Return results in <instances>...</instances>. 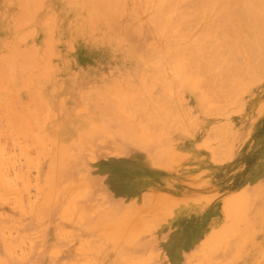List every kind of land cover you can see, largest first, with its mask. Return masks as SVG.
Listing matches in <instances>:
<instances>
[{
    "label": "rangeland",
    "instance_id": "obj_1",
    "mask_svg": "<svg viewBox=\"0 0 264 264\" xmlns=\"http://www.w3.org/2000/svg\"><path fill=\"white\" fill-rule=\"evenodd\" d=\"M141 1L121 0L111 24L85 0H0V264L261 262L264 58L240 46L214 69L229 40L218 11ZM167 41L198 75L147 64Z\"/></svg>",
    "mask_w": 264,
    "mask_h": 264
},
{
    "label": "bare ground",
    "instance_id": "obj_2",
    "mask_svg": "<svg viewBox=\"0 0 264 264\" xmlns=\"http://www.w3.org/2000/svg\"><path fill=\"white\" fill-rule=\"evenodd\" d=\"M17 1V0H16ZM24 1H26V0H24ZM34 1V0H33ZM136 1H138V0H136ZM169 1H171V0H169ZM168 0H159L158 2H157V5L156 6H159V7H165L166 5H168L167 6V8L165 7V10L163 11V12H166V9L168 10V12H167V15H169L171 12H169L170 10L171 11H174V9L172 10V3H170ZM131 2V1H130ZM142 2H144V3H148V1H144V0H142L140 3H142ZM169 2V4H167ZM194 2V1H193ZM18 3H19V1H18ZM25 3V2H24ZM85 3H86V5H87V7H88V9H89V12H90V15H92V20L94 21V22H98V21H100V20H103V22H107V23H111V24H113L114 22L115 23H117L118 21H119V15H120V13H121V8H122V4H121V0H85ZM122 3H124L123 1H122ZM140 3H139V5H140ZM146 3V4H147ZM129 4V3H128ZM170 4H172V5H170ZM203 4H205L206 5V7H207V10H203L205 13L207 12L209 15H211V13H217V11L222 15V16H219L218 17V20H219V18H220V22H219V26L221 27V26H223L224 25V27L223 28H221L222 30H223V32L222 33H219L220 35L219 36H221V37H225L226 38V36H225V34L227 35V37H228V41H226L225 39V41L227 42V44L224 46V48L226 47V52H225V54H223V56H221V57H216V59H215V57H214V59H215V61L213 62V66H215V68L214 69H216V66H220V65H222L223 63H224V59L226 60V58L228 59V61H230L229 59H235V56L237 55V53H238V51L240 50V46L246 51V53H247V55L248 54H250V56H252L253 58H256V60L258 59V61H259V59L261 58V57H263L264 58V56L263 55H256V53H258V52H260V49L262 48V45L264 44V0H203ZM30 5V4H29ZM81 5V4H80ZM135 5V4H134ZM171 7H170V6ZM194 5V4H193ZM20 6H21V4H20ZM142 6V5H141ZM199 6H200V4H199ZM23 7V6H22ZM29 7V6H28ZM33 7V6H32ZM35 7V6H34ZM43 6H41L40 8H42ZM143 7V6H142ZM145 7V6H144ZM144 7H143V9H144ZM158 7V8H159ZM170 8V10H169V8ZM195 7V6H194ZM201 7V6H200ZM146 8H147V5H146ZM157 8V9H158ZM174 8H175V6H174ZM201 8H204L205 9V7H201ZM31 9H35V8H31ZM198 9V8H197ZM28 10V9H27ZM40 10V9H39ZM36 11H38L37 9H36ZM135 11V10H134ZM133 11V12H134ZM138 11V10H137ZM145 11V10H144ZM183 11V10H182ZM199 12L201 11V10H198ZM159 12V14H161V11H158ZM163 12H162V14H163ZM203 12V13H204ZM35 13V12H34ZM37 13V12H36ZM137 13V12H136ZM169 13V14H168ZM173 14H174V12H172ZM178 13V12H177ZM201 14H202V11L200 12ZM142 14V13H141ZM154 14H156V13H154ZM162 14L161 15H158L159 17H158V20H159V23H161V21H160V19H162L161 17H162ZM179 14V13H178ZM32 15H33V13H32ZM31 15V16H32ZM180 15H181V13H180ZM184 17H185V14H182ZM182 15H181V17H182ZM198 15V14H197ZM209 15H207L208 17H209ZM216 15H218V14H215V16ZM123 16H124V14H123ZM196 16V15H195ZM215 16H213L214 17V21H215V19H217V18H215ZM172 16H167V18L169 19V21H170V25L171 26H173V27H175V24H173V23H175V22H173V21H171V20H174V21H177V20H175L174 18H172L171 20H170V18H171ZM180 17V16H179ZM193 17V16H192ZM199 17V16H198ZM197 17V18H198ZM27 18V17H26ZM28 18H33V17H30V16H28ZM156 17H154V18H152L151 20H152V22L154 23L155 21V23L156 24H158L157 23V20L155 19ZM196 18V17H195ZM155 21H154V20ZM181 19H183V18H181ZM202 19V18H201ZM201 19H200V21H201ZM120 20H121V18H120ZM128 20V19H127ZM165 21L164 22H166V19H164ZM221 20H222V22L223 23H221ZM179 21V20H178ZM192 21V20H191ZM199 21V20H198ZM199 21V22H200ZM206 21H207V18H206ZM180 22V21H179ZM192 22H194V21H192ZM197 22V21H196ZM18 23V22H17ZM46 23V22H45ZM150 23V22H149ZM215 23V22H214ZM221 23V24H220ZM55 24V23H54ZM53 24V25H54ZM103 24V23H102ZM179 24V23H178ZM183 24V23H182ZM213 23H212V20H211V25H212ZM223 24V25H222ZM17 25V24H16ZM51 25H52V23H51ZM52 25V26H53ZM195 25H197L196 23H195ZM214 25V24H213ZM46 26V25H45ZM139 26V27H138ZM138 26H136V27H138V28H134V32H136V33H139V34H141V30L143 29V26H142V29H139V28H141L140 27V24L138 25ZM159 26V25H158ZM163 26V25H162ZM180 26H181V24H180ZM192 26H194V25H192ZM209 27H210V24L208 25ZM48 27V26H47ZM172 27V29H174ZM208 27V28H209ZM219 27V28H220ZM17 28V27H16ZM159 28H160V26H159ZM166 28V27H165ZM164 28V29H165ZM169 28V27H168ZM167 28V29H168ZM176 28H177V23H176ZM182 28V27H181ZM187 28H189V27H187ZM196 28V27H195ZM215 28H216V26H215ZM45 29H46V27H45ZM136 29V30H135ZM163 29V27H161L160 28V32H161V30ZM166 29V30H167ZM177 29H179V28H177ZM177 29H176V31L175 32H177ZM183 29V28H182ZM186 29V28H185ZM194 29V28H193ZM217 29V28H216ZM215 29V30H216ZM48 30V29H47ZM53 30V29H52ZM51 30V31H52ZM169 30V29H168ZM189 30H192L191 29V27H190V29ZM196 30V29H195ZM214 30V27H211V29H210V31H209V35H207L206 33H208V32H206L205 33V31H207V30H205L204 31V33L203 34H205V35H207V37L209 36V40L208 41H213V40H217L219 37H216V35H214L213 33H212V31ZM224 30H225V34H224ZM246 30H247V32H246ZM49 32H50V30H48ZM173 31V30H172ZM183 31V30H182ZM193 31V30H192ZM133 32V33H134ZM142 32H143V30H142ZM174 31L172 32V33H174V34H176ZM179 32V31H178ZM177 32V33H178ZM189 32H191V31H188V33ZM195 32V31H194ZM216 32V31H215ZM219 32H221V31H219ZM179 33H181V32H179ZM179 33H178V35H179ZM202 33H201V35H202ZM218 33V32H217ZM216 33V34H217ZM245 33H248L247 35L245 34ZM51 34V33H50ZM138 34V35H139ZM158 33H156L155 35H157ZM163 34V33H162ZM185 34V33H184ZM243 34H244V36L245 37H243ZM137 35V34H136ZM177 35V36H178ZM200 35V36H201ZM205 35H203V36H201V37H204ZM154 36V35H153ZM176 36V35H175ZM217 36H218V34H217ZM27 36H25V38H26ZM50 37V36H49ZM52 37V36H51ZM156 37H158V36H156ZM163 37V36H162ZM182 37H183V35H182ZM181 37V38H182ZM200 37V38H201ZM24 38V39H25ZM29 38V37H28ZM159 38V37H158ZM173 38H174V36H173ZM183 38H186V36L185 37H183ZM200 38L198 39L199 41L198 42H200L201 40H200ZM217 38V39H216ZM23 39V38H22ZM23 39V40H24ZM31 39H32V37H31ZM179 39V38H178ZM197 39V38H196ZM195 38H192V41H190V43L191 42H194L193 40H196ZM206 39V38H205ZM212 39V40H211ZM220 39V38H219ZM26 40V39H25ZM24 40V41H25ZM175 40V39H174ZM177 40V39H176ZM175 40V42L177 43V41ZM181 40V39H180ZM184 40V39H183ZM190 39L188 38L187 39V41H189ZM223 40V41H224ZM44 41V40H43ZM163 41V40H162ZM171 41V40H170ZM184 41H186V39L184 40ZM186 41V42H187ZM202 41H204V38L202 39ZM221 41V40H220ZM219 41V42H220ZM168 42V41H167ZM179 42V41H178ZM185 42V43H186ZM197 42V41H196ZM196 42H195V44H196ZM210 42V43H211ZM218 42V43H219ZM225 42V43H226ZM44 43V45L45 44H47V43H45V42H43ZM184 42H182V44H183ZM210 43H208V44H210ZM224 43V42H223ZM164 44H166V42L164 43ZM163 44V45H164ZM168 44V46H165V47H168L166 50H167V52H165L166 50H164L165 48H162L161 46H160V48H162L164 51L162 52V50H161V52H160V50H156V49H152V47L151 48H149V49H151V50H149L150 51V54H148L149 53V51H148V57L146 56V61L148 62L147 64H149L150 63V65H154V66H162L163 67V63H165L164 61H167V62H171L172 63V65H174V67L173 66H171V63H168V66H169V64H170V66H171V68L173 69H175V67L178 69V70H176V71H182V68L184 67L185 69L187 68V67H189L190 68V70H193L195 73H196V75H198L197 74V71L196 70H194V66L193 67H191L192 65H194L192 62H191V60L189 61V63H191L190 65L186 62V60H185V58L187 59V57L185 56V58H184V55L183 54H185L186 52H188V51H186L185 53L183 52V51H181V50H183L182 48L180 49L179 47H181V44H180V46L178 47L175 43H172V45H171V42L169 43H167ZM166 44V45H167ZM174 44V45H173ZM177 44H179V43H177ZM48 45V44H47ZM52 45V44H51ZM186 45V44H185ZM217 45V44H216ZM219 45V44H218ZM189 46V45H188ZM191 46V45H190ZM207 46V45H206ZM211 46H213L212 44H211ZM264 46V45H263ZM45 47V46H44ZM49 47H51V46H49ZM164 47V46H163ZM217 47V46H216ZM159 48V49H160ZM193 48V47H192ZM218 48V47H217ZM189 49H190V47H189ZM202 49V48H201ZM264 49V48H263ZM212 50H214V49H212ZM193 51V50H192ZM220 51V50H219ZM262 51V50H261ZM17 52H19V50L18 51H16V53ZM32 52V51H31ZM164 52L165 53H167L168 54V58H169V60H164V58H165V54H164ZM189 52H190V50H189ZM188 52V53H189ZM162 53L165 55H162ZM187 53V54H188ZM192 53V52H191ZM219 53V52H218ZM245 53V54H246ZM18 54H21V53H18ZM51 54V53H50ZM215 54V53H214ZM220 54V53H219ZM255 56H253V55ZM264 54V53H263ZM31 55H33L32 53H31ZM52 55V54H51ZM50 55V56H51ZM186 55V54H185ZM205 55V54H204ZM218 55V54H217ZM241 55V54H240ZM33 56H36L37 57V55L36 54H34ZM33 56H31V57H33ZM164 56V57H163ZM189 56V55H188ZM191 56V55H190ZM189 56V57H190ZM200 56V55H199ZM202 56H203V54H202ZM259 56V58H257ZM261 56V57H260ZM30 57V56H29ZM145 57V56H144ZM26 58V57H25ZM28 58V57H27ZM34 58V57H33ZM167 58V59H168ZM40 59V58H39ZM201 59V58H200ZM206 59V58H205ZM24 60H26V59H24ZM149 60V61H148ZM193 60V59H192ZM195 60H197V59H195ZM202 60H204V59H202ZM256 60H254V61H256ZM261 60V59H260ZM22 62H23V60H21ZM36 61V60H35ZM48 61V60H47ZM146 61L144 60V62L146 63ZM199 62H200V60H198ZM198 61H196V62H198ZM242 61V60H241ZM249 60H247V62H248ZM254 61H251L252 63L254 62ZM198 62V63H199ZM206 61H204V63H205ZM257 62V61H256ZM255 62V63H256ZM260 62V61H259ZM26 63V62H25ZM49 63V62H48ZM195 63V62H194ZM204 63H202L203 64V66H204V68L205 67H207V68H211L212 69V64L211 63H209V61L208 62H206L205 64ZM228 63H230V62H228ZM258 63V62H257ZM27 64V63H26ZM26 64H23L22 66L24 67V65H26ZM46 64V63H45ZM166 64V63H165ZM164 64V65H165ZM207 64V66H205ZM226 64V63H225ZM259 64V63H258ZM258 64H256V65H258ZM262 64H264V62L262 63ZM167 65V64H166ZM189 65V66H188ZM195 65H197V64H195ZM201 65V64H200ZM199 65V68H201V70L203 71L204 69L201 67ZM234 65V64H233ZM259 65H261V64H259ZM26 66H28V65H26ZM168 66H166L165 67V71H167V67ZM170 66H169V71H170ZM198 66V65H197ZM196 66V67H197ZM264 66V65H263ZM48 67V66H47ZM223 67V66H222ZM231 67V65L230 66H228V70L229 69H232L233 67H235V66H232V68H230ZM261 68V70H262V66H260ZM44 68H45V65H44ZM167 68V69H166ZM183 68V69H184ZM193 68V69H192ZM198 68V69H199ZM252 68V67H251ZM250 68V69H251ZM259 68V67H258ZM257 68V70L256 71H258L259 69ZM26 69V68H25ZM33 69V68H32ZM38 69V68H37ZM48 69V68H47ZM164 69V68H163ZM223 69H225L226 70V68H222V73L225 71V70H223ZM234 69H236V67L234 68ZM234 69H233V71H231L232 73L234 72ZM42 70H43V68H42ZM49 70V69H48ZM155 70V69H154ZM157 70V69H156ZM213 70V69H212ZM237 70V69H236ZM235 70V71H236ZM243 70V69H242ZM261 70H259V71H261ZM184 71H187L188 73H189V69H187V70H183V73H185L184 74V76L186 75V73L187 72H184ZM192 71V72H193ZM199 71H200V69H199ZM206 71L207 70H205V73H206ZM209 72H210V70H208ZM230 71V70H229ZM229 71H227V72H229ZM245 70H243V72H244ZM248 71H250V70H248ZM255 71V72H256ZM159 72V71H158ZM161 72V71H160ZM160 72H159V74H160ZM163 72V71H162ZM161 72V74H164V72L162 73ZM191 72V71H190ZM194 72H193V74L190 76V78L193 80V77L195 78V74H194ZM246 72V71H245ZM251 72V71H250ZM254 72V71H253ZM183 73H181L182 75H179V76H183ZM199 73V72H198ZM202 72H200V74H201ZM208 73V72H207ZM217 73H219L218 71H217ZM220 73H221V71H220ZM219 73V74H220ZM225 73H226V71L224 72V75H223V77H225V79H228L229 78V82H230V77L228 76V78H227V73H226V75H225ZM237 73V72H236ZM236 73H234V75L236 74ZM41 73H39V75H40ZM144 74V73H143ZM160 74V75H161ZM238 74V73H237ZM236 74V75H237ZM245 74V73H244ZM188 75H190V73L188 74ZM216 75H218V74H216ZM216 75H215V77H216ZM229 75H230V73H229ZM253 75V74H252ZM165 76V75H164ZM183 76V77H184ZM200 76V75H199ZM238 76V75H237ZM240 76V75H239ZM245 76V75H244ZM183 77H181L183 80H184V78ZM218 77V76H217ZM232 78H233V74H232V76H231ZM1 78V77H0ZM169 78V77H168ZM180 78V77H179ZM180 78V82H182L183 80ZM190 78H189V76H188V79L185 77V80L187 79V80H190ZM210 78V77H209ZM208 78V79H209ZM244 78H246V77H244ZM243 78V79H244ZM3 79H5V78H3ZM157 79H159V78H157ZM175 79V78H174ZM197 79V78H196ZM221 79H223L222 78V76H221ZM254 79V78H253ZM256 79V78H255ZM176 80V79H175ZM177 80H178V78H177ZM185 80H184V82H185ZM216 80H218L217 78H216ZM215 80V81H216ZM30 81V80H29ZM156 81V80H155ZM197 81H198V79H197ZM214 81V82H215ZM221 81L222 80H218V81H216V84L217 85H219V83H217V82H220L221 83ZM165 82V81H164ZM172 83H173V81H171ZM178 83V84H181V83ZM184 82H183V85H184ZM225 81H224V79H223V81H222V83H224ZM227 82V81H226ZM249 82V81H248ZM172 83H170V81L167 83L166 82V87L167 88H170L173 84ZM195 82L193 81L192 82V84H194ZM198 83V82H197ZM197 83H195L194 85H192V86H195V88L197 87ZM212 83V82H211ZM210 83V84H211ZM167 84H168V86H167ZM171 84V85H170ZM175 84H177V83H175ZM177 84V85H178ZM199 84H200V82H199ZM198 84V85H199ZM201 84H202V82H201ZM200 84V85H201ZM214 84V83H213ZM224 84H226V83H224ZM224 84H222V86L224 85ZM164 85V84H163ZM162 85V86H163ZM203 85V84H202ZM227 85V84H226ZM230 85V84H229ZM152 86V85H151ZM170 86V87H169ZM175 86V85H174ZM173 86V87H174ZM212 86V85H211ZM221 86V87H222ZM199 87V86H198ZM198 87H197V89H198ZM203 87H204V85H203ZM220 87V86H219ZM224 87V86H223ZM194 88V87H193ZM228 88V87H227ZM208 89V88H207ZM232 89H233V87H232ZM120 90V89H119ZM236 90V89H235ZM206 92H208V90H205ZM211 90H209V92H210ZM213 91H215V90H213ZM212 91V92H213ZM234 91V90H233ZM117 92H119L120 93V91H118L117 90ZM138 93V92H137ZM144 93V92H143ZM215 93H216V91H215ZM124 94V93H123ZM208 94V93H207ZM149 95V94H148ZM203 95V94H202ZM210 94H208V96H209ZM228 95V94H227ZM125 96H127L126 94H125ZM145 96V95H144ZM143 97V96H142ZM142 97H141V100H142ZM205 97H206V95H205ZM229 97V96H228ZM227 97V98H228ZM144 98V97H143ZM146 99V98H145ZM144 99V100H145ZM219 99V98H218ZM221 100H222V98H221ZM211 102V101H210ZM220 102V101H219ZM206 104H207V102H206ZM214 108V107H213ZM213 108H212V110H213ZM212 112V111H211ZM213 112H215V111H213ZM25 113V112H24ZM148 117V116H147ZM1 119V118H0ZM223 126V125H222ZM223 128H225V127H223ZM225 130V129H224ZM225 132H226V130H225ZM226 134V133H225ZM209 136V135H208ZM211 136V135H210ZM208 139V138H207ZM104 178H107L108 177V175H104L103 176ZM231 211V210H230ZM227 218V217H226ZM159 228H160V231L162 232V230H163V228L161 229V225L159 226ZM231 235V234H230ZM224 239V238H223ZM212 242L213 243H215V242H217V237L216 238H213L212 239ZM259 264H264V256H263V258H262V260H261V262L259 263Z\"/></svg>",
    "mask_w": 264,
    "mask_h": 264
}]
</instances>
